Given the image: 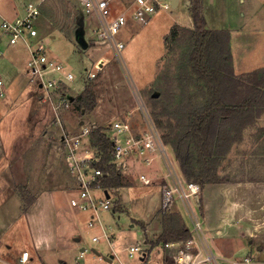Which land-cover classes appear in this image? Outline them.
Returning a JSON list of instances; mask_svg holds the SVG:
<instances>
[{
  "label": "rangeland",
  "instance_id": "obj_1",
  "mask_svg": "<svg viewBox=\"0 0 264 264\" xmlns=\"http://www.w3.org/2000/svg\"><path fill=\"white\" fill-rule=\"evenodd\" d=\"M28 1L30 0H15L16 3ZM213 1L214 3H210L209 0L208 8L204 12L205 28L209 30L232 28L236 30L235 36L250 34L249 57L254 54L257 57L264 55V0ZM42 3L41 15L37 20L39 38L45 39L49 56L61 62L66 70L74 74L75 78L54 93V97H58L60 92L69 95L68 106L44 102L39 99L41 90L38 86L30 84L22 74L18 73L15 76L10 74L8 79L1 69V62H10L14 70L19 71L24 68L28 58L27 49L20 43L14 46L8 45L5 39L3 43H0L2 51L0 69L6 76L11 90L6 98L0 99V264H21L16 254L18 252L21 254L24 247L26 249L23 251L30 252V255L34 254L31 240L35 242V239H41L39 242L42 248L39 253L53 261L49 264H62L60 260H65L67 264H76V261L86 264L90 259L94 260V263H100L101 258L91 253L92 249L105 251L108 243L103 232L114 236L113 241L116 245L123 247L129 244H142L145 237L144 231L138 224L130 226L131 218L134 222H143V219L153 231L158 229L162 208L160 198L158 199L160 180L154 179L149 184H143L139 179V174L142 172L153 175L150 168L146 167V170L141 171L137 168L141 164L128 157L127 167L122 168L123 171L120 172L126 174L124 176L127 178L126 185L131 183L139 189L141 187L142 190L139 192L148 195H142L141 199H137L136 196L134 198L136 192L126 189L124 197L129 202L127 205L122 196L119 203L116 202L117 197L112 194V206L108 210L100 211L98 217H95L96 224L92 226L86 224V212L81 214V218L77 219L76 223L73 217L70 219L71 224L68 230L70 232L78 230V235L81 237L80 246L86 248L83 254L66 247L65 241L68 238H60L61 230L59 232V228H55L57 218H51V214L42 210L43 206L37 209L32 208L30 212L27 210L34 202L36 195L43 190L56 189L68 195H71L74 190L73 196H75L77 185L66 162L67 155L62 137L64 134L76 133L79 130V121L84 120L85 123L108 127L115 120H127L134 129L140 131L144 129L145 117L148 116L163 140L162 135L165 130L154 121L152 111L155 108L150 95L157 91L164 100L167 78L176 93H179L176 75L182 45L176 44L175 48L168 49L164 37L174 26L173 22L191 26L192 18L187 6L183 0H180L179 7L169 9L168 15L158 13L160 15L157 17L159 19L157 22L149 23L144 26V29L143 27L135 28L136 32L133 36L130 35L132 30L125 26L116 35L117 39L124 42L123 50L120 54H116L108 44L97 43L95 38L90 40L91 36L94 37L91 28L97 24L94 18L89 20L91 16L81 12L77 0H43ZM190 3L191 1L188 2L189 6ZM79 16H83L85 38L91 45L87 49L81 48L74 37ZM241 53L243 52L240 49H236L237 58ZM98 58H101L100 70L93 79L85 81L86 70H92ZM88 82L96 94L97 104L90 112L81 115L70 100L72 96L78 95ZM179 97L180 95H176L175 99L178 100ZM161 119L164 122L165 117ZM242 140H246L244 144L233 143L229 152L222 157L218 166V173L221 176L233 178L239 166L241 171L243 166L240 165L241 154L246 156L249 154L250 148L246 147L253 139L249 135L247 139L243 137ZM165 145L173 163L178 167L171 146ZM260 146L264 147V143ZM259 147L255 149L253 147L252 151H257ZM85 149L92 150L88 138L84 140L81 151ZM151 167L156 168L154 170L157 173L164 170L159 159H156ZM231 174L233 177L230 176ZM119 189L114 193L118 195ZM121 190L124 189H120V192ZM209 191L211 195V190ZM221 193L212 191L210 196L209 216L206 217L205 225L203 223L207 241L210 247L218 246L223 253H232L234 257L240 259V257L243 258L244 252L248 251L246 250L248 243L244 244L242 249H233L235 247L232 245L233 242L217 238L216 230L222 229V218L226 217L220 216L219 208L226 212L230 206L225 192L224 195ZM98 195L103 196L102 192ZM201 201V195L195 202L193 201L199 215H201ZM123 207L124 211L129 209V213L116 209ZM146 216L149 217L146 218ZM210 216L212 219H209ZM97 218L101 221L100 226L97 224L99 222ZM184 218L188 226L192 228L191 219L186 217L185 213ZM218 219L219 224L215 222ZM56 231L57 240L51 248L49 244L54 240L52 233L55 235ZM93 236H99L100 240L93 242ZM253 242L264 244L259 240H253ZM254 243L252 251L246 254L251 259L248 264H264V249L254 250ZM8 244L10 248H7ZM192 250L197 248L194 247ZM216 254L220 256L219 264H231L228 257ZM257 254L259 257H256ZM137 255L138 251L134 253V256ZM156 255L157 253L151 255V260H155ZM119 256L121 257V254ZM169 257L171 260L170 255ZM37 264L42 262L39 261Z\"/></svg>",
  "mask_w": 264,
  "mask_h": 264
},
{
  "label": "trees",
  "instance_id": "obj_2",
  "mask_svg": "<svg viewBox=\"0 0 264 264\" xmlns=\"http://www.w3.org/2000/svg\"><path fill=\"white\" fill-rule=\"evenodd\" d=\"M190 1L193 27L174 25L164 37L168 49L182 45L176 75L179 93L166 77L165 99L162 100L160 94L157 97L150 95V100L155 108L152 111L154 121L165 130L163 141L171 146L181 174L202 188L207 183L227 181V176L218 173L222 157L233 143L242 140L243 129L263 112L264 67L237 75L232 61L230 32L206 29L202 0ZM176 95H180L178 100ZM70 101L81 115L97 104L89 82ZM161 117H165L164 122ZM106 128L94 124L88 134V143L100 157L93 164L108 173L100 177L101 186L108 192H115L127 182L109 163L112 140ZM160 211L162 229L150 241L149 249L159 243L184 244L192 238L179 212L174 208Z\"/></svg>",
  "mask_w": 264,
  "mask_h": 264
},
{
  "label": "built area",
  "instance_id": "obj_3",
  "mask_svg": "<svg viewBox=\"0 0 264 264\" xmlns=\"http://www.w3.org/2000/svg\"><path fill=\"white\" fill-rule=\"evenodd\" d=\"M43 0H30L23 6V13L13 18H3L0 22V41L5 39L7 44L16 45L21 43L27 49L28 58L23 71L27 81L39 87L40 97L44 102L69 105V95L65 93L54 97V93L64 87L75 76L66 70L61 62L51 58L46 48L45 39L37 38L38 30L36 22L40 15V5ZM81 10L86 15H95L99 21L97 27L92 29L95 42L108 44L114 53L120 54L124 48V42L116 38L117 33L125 26L127 19L132 17L136 21L145 22L159 10H169L171 5L169 0H131L118 13L112 15L111 0H77ZM2 51L0 50V58ZM98 58L93 64L92 70H86L85 81L91 80L100 70V60ZM65 84V85H64ZM9 92V82L0 69V99L7 96ZM57 109L56 106H54ZM143 130H135L133 125L127 120H115L106 129V133L112 140L111 160L115 169L122 172L126 168L128 157L135 159L145 167H151L156 159L163 165V172L147 175L140 173L139 179L143 184H149L154 179L160 180V201L161 209L172 210L176 201L185 207L189 219H191V233L202 235V219L198 214L196 206L193 204L201 195V187L198 183L188 181L184 177L177 165L173 163L166 145L160 137L153 121L146 116ZM94 124H79V130L74 134H64L62 141L66 151V162L71 174L76 182V194L69 199V203L80 211H91L92 215L98 217L102 210H108L112 206L110 195H104V189L100 184V177L108 174L95 166L93 163L100 159L93 149L81 151L84 140ZM96 190H101L103 196H98ZM93 221H88V225ZM105 237L107 236L104 233ZM203 236V235H202ZM99 236H93L97 240ZM143 244L136 243L128 247V255L138 251L140 257L146 255ZM165 247L172 248L171 260L164 264H203L212 263L216 256L212 253L192 250L195 247L194 240L190 238L184 244L181 242H167ZM28 251H22L20 255L21 264L27 261ZM231 264H248L251 259L247 256L240 259H230ZM79 264V263H76ZM117 264H123L118 262ZM138 264H144L142 262ZM147 264V263H146Z\"/></svg>",
  "mask_w": 264,
  "mask_h": 264
},
{
  "label": "crops",
  "instance_id": "obj_4",
  "mask_svg": "<svg viewBox=\"0 0 264 264\" xmlns=\"http://www.w3.org/2000/svg\"><path fill=\"white\" fill-rule=\"evenodd\" d=\"M189 1L190 0H183V3L187 6L188 12H189V8H188V6H189L188 2ZM130 2H131V0H111L112 15L118 13L121 9H123L124 6L129 5ZM210 3H214V1L210 0ZM24 4L25 3H23V2L16 3L15 0H0V18H1V20L3 18L10 19V18L15 17L16 15L21 14V12L23 13ZM42 4L43 3H41V5H40V15H41V10H42ZM179 4H180V0L178 1V4L176 5V7H170V9L171 8L175 9V8L179 7ZM208 5H209V0H203V13L208 8ZM168 11L169 10H159L158 12H156L154 15H152L145 22H139V21H136L135 19H133L132 17H129L127 19L125 26H128L132 30V33L130 35L133 36L136 32L134 30L135 28L143 27V29H144L145 28L144 26H147L149 23L157 22L159 20L157 17H159L160 14L168 15V13H167ZM158 13H160V14H158ZM88 16H91L89 18V20H92V18H94L95 22H96L95 24H97V25H93V27L91 29H93L94 27H97L99 24L97 17L93 14L88 15ZM204 16H205V14H204ZM79 18H80V16L77 18V21ZM191 22H192L191 26H183V25L178 24L176 22H173V25L192 28L193 27V21L191 20ZM142 24H144V25H142ZM205 24H206V22H205ZM83 27H84V20H83ZM36 28H37V22H36ZM74 30H76V29H74ZM228 31L230 32V47H231V53H232L234 72L239 75V74L251 71L253 69L264 67V55H259L257 57V55L254 54L252 57H249V51L250 50L248 47V38L250 37V34L243 35L241 33L242 35L236 34V36H235L236 30L230 28V29H228ZM85 33L86 32L84 29V35H85ZM237 36H238V38H237ZM52 37H53V35H52ZM37 38H39V34L37 35ZM46 39H47V41H49L48 37ZM92 39H94V37L91 36L90 40H92ZM3 41H4V39H2L0 41V43H3ZM90 42H92V41H90ZM20 45L24 47L23 44L20 43ZM11 46H14V45H11ZM90 46L91 45L88 42V47H90ZM236 49L237 50L240 49L243 52V53H241V55L238 58L235 55ZM1 69L3 70V72L5 73V75L7 76L8 79H10L9 78L10 74L12 76H15V74H17V73L19 75L22 74L24 79L26 78V75L23 71V68L19 71L14 70L10 62H1ZM9 90H10V88H9ZM82 121H84V120H82ZM82 121H79V124ZM79 124H78V126H79ZM249 135L253 140L246 147V148H250L249 154H247V156L243 155V153L241 154L242 157L240 159V165H243L241 171L239 170V168H241V166H239V168H237L236 172L234 173L236 175H234V177H233V174L230 175L233 178L227 176V178H228L227 181H223V182H219V183H207V184H204V186L201 188L202 201H201L200 210H201V219H202V228H203L202 229L203 230L202 235L203 236L202 235L197 236V235L192 233V239L194 240V245L198 250L206 251V252L212 253L214 256H216V259L210 264H219L218 260H220V256L217 255L216 253L222 255L223 257L226 256L229 259H238V258L234 257V255L232 253H223L218 248V246L210 247V245L208 244L203 223L205 225L206 217L209 216L208 210L210 207L208 205H209V201H210V196H212V191L222 192L221 193L222 195H224V192H225V194L227 195V198L230 201V206H229L228 210H226V212H223V210H220V208H219V211H221V212L218 211V213H220V216L222 217V215H224L226 217L222 218V221H223L222 229L216 230L217 231V238H224V239H227L229 242H233L232 245L235 246V247H233V249L234 248H241L242 249L244 247V244L248 243L249 245L247 244V246H246V250L248 249V251L244 252L243 257H245L246 254L248 255V253L250 251H252L251 249H252V245L254 243L253 240H259V241L264 242V147L260 146L262 143H264V110L255 119V121L252 124H250L249 126H247L246 128L243 129L242 138L244 137V139H247L249 137ZM241 141H240L241 143L239 141L236 142V145L237 144L238 145L244 144V142L246 140L245 141L241 140ZM253 147H254V149L256 147H259V148L257 151H252ZM245 152H246V150H245ZM251 159H252V161H250ZM137 168H139L141 171L146 170V167L143 165H139V167H137ZM147 168H150L152 170L153 174L157 173L154 170L156 168H153V169H152V167H147ZM122 175L124 178V176L126 174L122 173ZM182 177H184V176L182 175ZM124 180L126 181L127 178H124ZM159 186H160V184H159ZM122 188L124 190L123 191L121 190V192H120V189H122ZM120 189L118 191V195H117V193H114L113 190H110L107 193L110 195V197L112 196V194L114 196H116L117 197L116 202H119L120 196H122L123 201L127 205L129 202H127V199L124 197V192L126 189H131L134 192H136L134 194V198L136 196L137 199H141L142 195L143 196L148 195V194H144V193L139 192L140 190H142V188L140 187V189H139L138 187L131 185V183L129 185L121 186ZM209 190H211V195H210ZM98 192L100 193L101 190H96L97 195L99 194ZM73 193H74V190H73L71 195L64 194V193H62L56 189L55 190H50V189L49 190H43L36 195L34 202H32V204L30 205L27 212L28 211L30 212L31 210H33L32 208L37 209V208H40L43 206L42 210L44 212L51 214L52 215L51 218H54V217L57 218V221H56L57 225L55 226V228H57V229L59 228V232L61 230V232H60L61 234H59V237L62 239L63 238L66 239V237L68 239L72 238V240H70V241L67 239V241H69V242L65 241L66 247L72 248L73 250H78L79 253L83 254V252L86 250V248L84 246H82V247L80 246L81 237L78 235V232H77L78 230L76 229L77 230L76 232H70L68 230V228L70 227L69 224H71L70 219H72V217H73V219H74L73 221H75V223H76V220L81 218V214L83 212H86V214H87L86 224H88V221L92 220L93 224L89 225V226H92V225L96 224V222H95L96 216L92 215L91 211H80V210L72 207L69 203V199L73 196ZM67 195H68V197H67ZM104 195H105V191H104ZM159 198H160V195L158 196V199ZM116 209L119 211L125 210L124 207L122 209H118V208H116ZM174 209L181 214L182 219L184 220L185 224L187 225V227H189L187 222L185 221V218H184V213H185L186 217L188 216V214H187V211H186L185 207L183 206V204L181 202L177 201V204L175 205ZM102 211H105V210H102ZM127 211L129 213V209H127ZM127 211H124V212L127 213ZM148 217L146 216V218H148ZM209 219H212V217L210 216ZM99 220L97 218V221H99ZM159 220H160V217H159ZM142 221L143 222H134V221H132V218H131L132 223L130 224V226L138 224L139 227L142 229V231H144L145 237H144V240L142 243L144 246V249L146 251V255L144 257H140L139 254L137 256H134V254H133V256H129L128 255V247L133 245V244H129L128 246H123V247L117 246L115 241H113V240H115L114 236L108 235L105 232H103L107 235L105 237V239L108 243L107 247H105V251L103 250V252H101V251L92 249L93 252L91 253V254L96 255L97 257H100L101 258L100 260L102 262H100V263L95 262L94 263V260L90 259V261L86 264H117L118 262H121L123 264H138L140 262H143L144 261L143 259L145 257H146L145 261L147 264H164V263L168 262L170 260L169 255L172 253V248L165 247L162 243H159V244L153 246L151 249H149L150 241L154 240L162 229L161 220L158 224V229L156 231L149 229V226L145 223V221L143 219H142ZM215 222L217 224L220 223L219 219L216 220ZM100 223H101V221H99L97 224L100 226ZM86 227H87V225H86ZM57 231H56L55 235L52 233V235H53L52 238H54V240L49 244V246H51V248L57 240V236H58ZM62 233H64V236H62ZM77 237H78V240L76 239ZM99 240H100V238H98L97 240H92V241L98 242ZM31 241H32V245L34 247V250L33 251L31 250V251L34 252V254L30 255V252H29L28 257H27L28 259L25 263L26 264H37L39 261L42 262V264L52 263L53 261H50L47 258H44V256L39 253V251L42 248V245L39 242V241H41V239H39V240L35 239V242L33 240H31ZM254 247H255L254 250L255 249L262 250V249H264L263 248L264 244L260 245L257 243L254 245ZM7 248H10L9 244L7 245ZM25 249H26V247H24L21 251H23ZM154 250H156V251H154ZM156 253H157V255L154 257L155 260H151L150 256L154 255ZM233 253H234V250H233ZM120 254H121V257L119 256ZM16 255H17L18 262L21 263V261H20V255L21 254L18 252ZM135 257H137V258H135ZM256 257H259L258 254ZM223 259H226V258H223ZM60 262L62 264H65V263L67 264V262L65 260H60ZM15 263H17V262H15ZM76 263L84 264V263H80L79 261H76Z\"/></svg>",
  "mask_w": 264,
  "mask_h": 264
},
{
  "label": "water",
  "instance_id": "obj_5",
  "mask_svg": "<svg viewBox=\"0 0 264 264\" xmlns=\"http://www.w3.org/2000/svg\"><path fill=\"white\" fill-rule=\"evenodd\" d=\"M179 0H169L171 7H176V5L178 4ZM74 37L76 42L79 44V46L83 49H86L88 47V41L85 38L84 35V27H83V16H80V18L78 19L77 22V28L74 32ZM159 95V93L157 91H154L151 96L152 97H157ZM105 195L108 197L109 194L107 193V191H105ZM78 240V237L76 238Z\"/></svg>",
  "mask_w": 264,
  "mask_h": 264
}]
</instances>
